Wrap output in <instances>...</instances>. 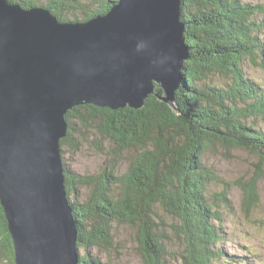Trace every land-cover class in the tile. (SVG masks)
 <instances>
[{
  "label": "trees",
  "instance_id": "obj_1",
  "mask_svg": "<svg viewBox=\"0 0 264 264\" xmlns=\"http://www.w3.org/2000/svg\"><path fill=\"white\" fill-rule=\"evenodd\" d=\"M7 1L24 9L46 8L59 22H65L69 8L77 4L74 0ZM116 1L99 2L84 20L104 15ZM260 15L264 16L261 6L241 0H182L180 20L190 50L183 63V82L175 93L178 113L152 95L139 110L83 105L67 112L68 130L61 147L77 152L93 133L110 144L112 159L95 176L79 175L63 161L66 198L77 227L76 245L85 250L79 264H104L90 250L111 248L113 223L135 228L145 264L175 260L238 264L218 246L224 231L217 202L228 205L230 184L202 160L206 152H218V148H244L258 157L264 155V127L248 121H264V92L242 67L249 60L264 69ZM212 76L223 81L208 82ZM129 151L134 152L132 157L124 154ZM121 157L129 159L128 166L115 174ZM259 177L238 183L246 216L258 201ZM211 183L225 187L213 194V202L208 200ZM86 188L88 193L80 200V189ZM173 246L178 250L173 251ZM13 253L0 206V263L15 264Z\"/></svg>",
  "mask_w": 264,
  "mask_h": 264
},
{
  "label": "water",
  "instance_id": "obj_2",
  "mask_svg": "<svg viewBox=\"0 0 264 264\" xmlns=\"http://www.w3.org/2000/svg\"><path fill=\"white\" fill-rule=\"evenodd\" d=\"M180 6L117 0L105 15L65 23L0 0V206L15 264L79 262L60 149L68 111L139 110L152 95L178 113L189 54Z\"/></svg>",
  "mask_w": 264,
  "mask_h": 264
},
{
  "label": "rangeland",
  "instance_id": "obj_3",
  "mask_svg": "<svg viewBox=\"0 0 264 264\" xmlns=\"http://www.w3.org/2000/svg\"><path fill=\"white\" fill-rule=\"evenodd\" d=\"M74 1L77 4L74 8H69L70 11L64 16L67 19L65 23H83L89 20H84L85 15H90L89 12L103 0ZM241 1L261 6L264 9V0ZM94 17L96 16L90 17V19ZM257 19L264 22L263 15L257 16ZM184 32L182 40H184L183 43L189 51L190 49L185 41ZM262 37L264 41V34ZM185 61L182 62V70ZM242 67L248 79L258 84L264 92V69L258 66V64H252L249 60H244ZM209 81L221 83L223 79L219 76H212L209 78L208 82ZM248 121L256 124V126L264 127V121L259 118L249 119ZM87 135L83 136L86 137ZM97 144L102 145V149H98L96 147ZM109 145L107 141H102L96 135L90 133L87 140L83 141L77 152H73L68 148L64 149L60 144V149L63 150V157L61 152V159L67 162L68 166L79 175L95 176L112 161L109 155ZM218 150V152H206L202 160L203 165L212 170L217 177L221 178L220 180L225 181L226 184H230V187H228V205H222L217 202L222 213L221 226L224 231V240L218 246L221 247L227 257H234L233 260L238 264H264V155L258 157L256 154L251 153L250 150L244 148H234L229 151L218 148ZM133 153L134 152L129 151L124 154H128L132 157ZM128 163L129 159L121 157L117 163L118 171H116L115 174H122L126 170ZM253 177H259L256 183L258 201L253 203V207L251 206L246 216L243 212L244 195L238 183L242 185ZM224 189V185L211 183L208 186V193L211 194L208 200L213 202V194H218ZM87 193V188L86 190L80 189V200H82ZM214 203L217 205L216 201ZM111 237L112 245L108 251L104 252L101 249L95 248L91 249L90 252L99 257L104 264H145L138 250L139 245L135 228L126 224L117 225L113 223ZM176 247H172L173 251H175L174 249ZM176 249L178 250V248ZM84 253L85 250H78L77 248L78 257L82 256ZM179 261L180 260H175L171 264H181Z\"/></svg>",
  "mask_w": 264,
  "mask_h": 264
},
{
  "label": "bare ground",
  "instance_id": "obj_4",
  "mask_svg": "<svg viewBox=\"0 0 264 264\" xmlns=\"http://www.w3.org/2000/svg\"><path fill=\"white\" fill-rule=\"evenodd\" d=\"M15 4H17V3H15ZM19 5V4H18ZM90 19V18H89ZM85 22V21H84ZM70 205V204H69ZM72 216H73V213H72ZM74 218V217H73ZM78 264H79V262H78Z\"/></svg>",
  "mask_w": 264,
  "mask_h": 264
}]
</instances>
